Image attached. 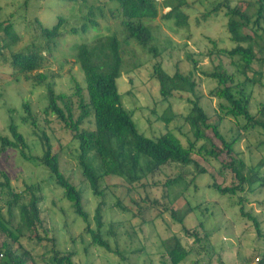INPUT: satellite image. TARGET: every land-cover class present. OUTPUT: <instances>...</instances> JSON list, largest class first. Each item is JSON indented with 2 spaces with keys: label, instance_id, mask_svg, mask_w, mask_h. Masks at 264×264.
I'll use <instances>...</instances> for the list:
<instances>
[{
  "label": "rangeland",
  "instance_id": "374dc122",
  "mask_svg": "<svg viewBox=\"0 0 264 264\" xmlns=\"http://www.w3.org/2000/svg\"><path fill=\"white\" fill-rule=\"evenodd\" d=\"M161 1L157 0L159 16L144 21L154 36L152 45L159 53L155 57L126 37L122 18L113 0H0V23H10L19 38L12 44L7 42L9 46L3 48L6 37L0 27V135L9 136L8 126L13 123L28 143L27 154L35 157L42 155L40 141L21 121L24 115L22 105L29 103L37 116L39 129L44 130L53 152L59 155L61 172L81 191L82 203L89 213L92 228H95L93 215L99 199L92 194L78 168L75 159L77 144L53 116L43 114L47 103L45 86H34L23 81L22 77L19 82L14 81L10 56L12 53L26 52L32 43L41 46L39 51L44 61L38 72L47 75V82L52 83L56 93L71 94L73 80L85 86L83 73L74 57L75 47L83 43L92 45L97 39L115 35L122 50L120 77L116 81L118 92L139 133L147 138H157L170 131L187 146L193 137L184 117L189 112L188 101L194 98L190 94L174 93L168 100H163L158 82L151 77L153 66L160 62L168 74L176 70L187 74L192 70L187 54H192L199 67L194 74L196 95L200 96V104L209 115V121L216 124L219 101L209 95L216 82L208 80L200 72L211 71L221 64L229 73H234L231 60L217 54L209 55L213 49L210 39L215 41L217 48L231 49L233 44L226 31L227 20L223 12L206 19L203 17L213 4L222 0H186L188 5L184 12L188 21L183 27L176 26L173 19L161 18L168 11L160 6ZM242 1L231 0V5H240ZM90 6H99L103 10L102 15L96 13L90 17L97 22L96 26L87 16ZM109 10L113 11L115 17ZM59 17L66 22L61 28L62 36L56 39L51 50H43L44 40L39 37L35 20L38 19L46 28H52ZM83 26L86 31H82ZM71 28L78 32L71 34ZM257 57L263 58V54L259 53ZM253 68L255 79L264 77V62H256ZM251 91L250 111L258 115L261 105L264 106V87L257 83L251 87ZM170 114H174V117L166 122L164 117ZM84 127L92 128V124L86 122ZM219 129L229 139L235 134L234 121L223 119ZM202 144L203 141H199L196 146ZM235 152L247 168H252L264 179V133L261 130L241 135ZM192 157L208 174H196L193 166L167 164L131 189L122 179L114 176L100 183L105 203L101 233L112 250L120 251L124 259L90 244V237L84 234L85 223L74 214L70 202L64 198L63 190L55 184L45 167L38 162H27L17 150L7 149L0 154V170L9 175L17 191L23 190L25 185L35 184L39 187L37 194L41 198L39 208L43 227L49 230L48 237L56 238V249L60 254H73L75 264H161V261H168L164 242L170 241L173 236L180 238L189 251L179 264H244L264 248V184H254L253 191H249L246 185V190L240 194L221 195L211 184L230 185L233 174L229 169H223L224 156L213 159L193 154ZM177 177H182L181 182L170 190L166 182ZM5 200L6 197L0 195V218L11 232L20 231L19 242L29 252L28 264H44L52 254L51 242H39V235L45 236L43 230L35 232L30 223L22 224L18 210H14V217L9 219ZM152 201L156 204H152ZM117 202L122 208L116 207ZM187 207L194 208L193 212L185 217L183 225L176 223L170 211ZM241 207L258 221L260 237L254 223L241 216ZM183 227L189 233L183 232ZM192 232L196 235L193 236ZM4 240L12 242L0 230V244Z\"/></svg>",
  "mask_w": 264,
  "mask_h": 264
},
{
  "label": "trees",
  "instance_id": "16d2710c",
  "mask_svg": "<svg viewBox=\"0 0 264 264\" xmlns=\"http://www.w3.org/2000/svg\"><path fill=\"white\" fill-rule=\"evenodd\" d=\"M113 1L122 18L121 24L126 31V37L133 39L142 49L157 57L159 53L152 45L154 40L152 30L144 23L145 20H153L159 16L157 0ZM242 2L240 5H231V0H222L213 4L203 16L206 19L212 14L223 12L227 20L226 31L233 44L231 49L217 48L215 41L210 39L213 49L209 51V55L217 54V56L231 60V64L235 67L234 73H229L221 64L214 66L211 71L200 72L208 80L216 82V86L209 91V95L219 101L216 124L209 121V115L200 104V96L196 95L197 82L194 74L199 67L198 61L192 54H187V60L192 69L187 74L179 70L168 74L163 70L160 62L153 66L151 77L158 82L159 94L163 100H168L174 93H186L194 98L188 101L189 112L184 117L193 137L187 146H184L180 139L170 131L157 138H147L139 133L131 113L123 106L121 95L118 92L116 81L120 77L122 50L115 35L97 39L92 45L83 43L75 47L74 57L83 73L85 86L73 80L71 94L56 93L52 83L47 82V75L38 72L44 61L39 51L41 46L32 43L26 52L11 54L9 64L14 81L19 82L22 77L23 81L34 86H45L47 103L43 114L53 116L77 144L75 159L78 168L92 194L99 199L93 215L95 228L90 226V216L84 209L81 191L71 184L61 172L59 155L53 152L52 144L44 130L39 129L37 116L33 113L29 103L22 105L24 115L21 121L29 126L32 134L40 141L42 155L35 157L27 154L28 143L19 132L17 125L13 123L8 126L9 136L0 135V154L7 149H14L27 162H38L45 167L51 178L53 177L55 184L63 190L64 198L70 202L74 214L85 223L84 234L90 237L91 245L124 259L120 251L112 250L101 233L105 203L100 183L108 177L114 176L122 179L128 184V189H131L142 179L167 164L193 166L196 174H208L207 170L199 166L192 155L213 159H218L223 155L225 158L222 162L223 169H229L233 177L228 186L211 184L221 195L240 194L246 190V185L249 186L247 188L249 191H253L254 184H264V179L258 176V172L247 168L235 152V145L241 135L256 130L264 133V106L261 105L258 115L250 111L251 87L257 83L264 87V79H262L264 77L260 76L259 80L253 77L256 74L254 64L264 62V0H243ZM187 5L186 0H162L160 6L168 11L162 14L161 18L173 19L178 27L186 26L188 16L184 8ZM87 10L88 18L94 17L96 13L103 14L99 6H90ZM109 13L115 17L113 11L109 10ZM90 20L95 26L97 25L95 20L91 18ZM35 22L39 37L44 40L45 48L42 49L51 50V47L56 44V39L62 36L61 28L66 23L65 20L59 17L52 28L44 27L38 19ZM1 26L6 37L4 39L6 42L2 46L4 48L9 46L7 42L15 43L19 38L10 23L3 22L0 23ZM81 29L86 31L85 26ZM69 32L76 34L78 30L71 28ZM1 53L0 51V55ZM259 53L263 54V58L257 57ZM35 72L36 74H33ZM250 73L252 76H249ZM238 75L242 78H238ZM172 117L174 114L165 116L164 120L168 122ZM226 118L233 120L235 124V134L229 139L219 129L223 119ZM86 122H90L92 128H85ZM199 141H203V144L197 147L196 144ZM218 173L221 174L220 170ZM181 179L182 177L169 179L166 185L171 190L181 182ZM38 192L39 187L35 184L25 185L23 190L17 191L12 186L9 175L0 170V195L6 197L8 218H13L14 210H18L22 224L30 223L35 232L43 230L45 236L39 235L37 239L39 242L45 240L51 242L50 252L52 254L44 264H75L72 261L73 254H60V251L56 249V238L48 237L49 230L43 227L39 208L41 198ZM179 193L184 195L182 191ZM116 207L122 208L120 202H117ZM193 210L194 208L187 207L183 210H172L170 214L176 223L183 225L185 217ZM240 214L254 223L257 235L260 237L261 231L256 218L250 212H244L242 207ZM202 226L201 222L200 227ZM0 230L12 240V242L6 240L1 242L0 264H28L29 252L24 250L19 242L20 231L17 229L16 233L11 232L2 218H0ZM182 231L189 233L184 227ZM192 235L195 236L196 233L192 232ZM164 247L168 261H161V264H179L189 254L188 249L176 236L164 242ZM256 256H261L264 261V248L262 252L253 254L244 264H248Z\"/></svg>",
  "mask_w": 264,
  "mask_h": 264
},
{
  "label": "built area",
  "instance_id": "2783aa9c",
  "mask_svg": "<svg viewBox=\"0 0 264 264\" xmlns=\"http://www.w3.org/2000/svg\"><path fill=\"white\" fill-rule=\"evenodd\" d=\"M248 264H264V261L262 260L261 256H256L251 262Z\"/></svg>",
  "mask_w": 264,
  "mask_h": 264
}]
</instances>
